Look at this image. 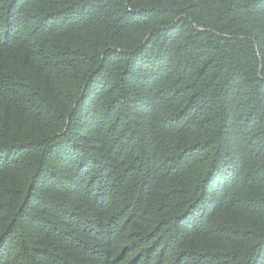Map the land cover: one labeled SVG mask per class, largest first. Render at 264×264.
<instances>
[{
	"label": "trees",
	"instance_id": "16d2710c",
	"mask_svg": "<svg viewBox=\"0 0 264 264\" xmlns=\"http://www.w3.org/2000/svg\"><path fill=\"white\" fill-rule=\"evenodd\" d=\"M0 264H264V0H0Z\"/></svg>",
	"mask_w": 264,
	"mask_h": 264
}]
</instances>
